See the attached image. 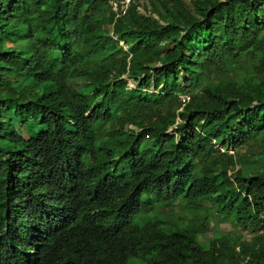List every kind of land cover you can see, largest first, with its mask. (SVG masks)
Wrapping results in <instances>:
<instances>
[{
    "label": "trees",
    "instance_id": "obj_1",
    "mask_svg": "<svg viewBox=\"0 0 264 264\" xmlns=\"http://www.w3.org/2000/svg\"><path fill=\"white\" fill-rule=\"evenodd\" d=\"M262 213L264 0H0V264H264L200 243Z\"/></svg>",
    "mask_w": 264,
    "mask_h": 264
},
{
    "label": "rangeland",
    "instance_id": "obj_2",
    "mask_svg": "<svg viewBox=\"0 0 264 264\" xmlns=\"http://www.w3.org/2000/svg\"><path fill=\"white\" fill-rule=\"evenodd\" d=\"M125 82L129 88L134 87V84L131 81L125 79ZM151 91H153V84H151L149 88V92ZM170 134H172L171 131ZM171 210H174L176 212L177 217L180 219V222L184 223L186 221L187 216L183 209V204L180 202L174 203V205H172L171 207L160 206L159 209H157L155 206H152L150 216L152 217L157 213L161 214L162 212L166 214L171 212ZM228 231H234L235 233L240 234L241 237L245 240H249L253 236V234L258 233V230L256 232H252L250 230H246L242 232L238 230V228L234 227L233 224L229 223L226 218H220V217H216L212 219L209 218L207 220V233L204 235V237L200 238V243L201 245L204 246L206 244V241L209 240L210 238L218 236L219 233H225ZM131 264H135V263L133 262Z\"/></svg>",
    "mask_w": 264,
    "mask_h": 264
},
{
    "label": "built area",
    "instance_id": "obj_3",
    "mask_svg": "<svg viewBox=\"0 0 264 264\" xmlns=\"http://www.w3.org/2000/svg\"><path fill=\"white\" fill-rule=\"evenodd\" d=\"M131 0H109V7L110 10L115 14L116 17L122 16ZM183 98H181V101L183 102ZM260 229L258 230V233L264 232V213L260 215Z\"/></svg>",
    "mask_w": 264,
    "mask_h": 264
}]
</instances>
